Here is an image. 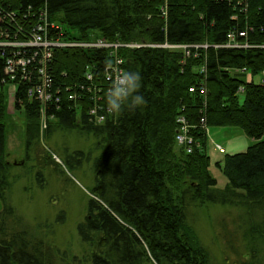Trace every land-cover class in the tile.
Returning <instances> with one entry per match:
<instances>
[{"label":"trees","instance_id":"1","mask_svg":"<svg viewBox=\"0 0 264 264\" xmlns=\"http://www.w3.org/2000/svg\"><path fill=\"white\" fill-rule=\"evenodd\" d=\"M0 6L18 18L4 25L22 34L42 27L45 12L49 22L60 26L64 40L134 45L118 48L116 55L123 72L140 73L145 106L125 107L119 114L108 110L112 83L105 69L115 61L110 50L57 48L48 73L60 101L47 108V127L40 128L36 102L26 103L22 111L27 147L52 124L79 128L94 138L98 154L91 193L97 200L89 201L77 228L91 247L86 264H213L187 224L188 209L204 204L249 210V224L240 229L247 255L236 262L264 264V84L231 72L245 68L252 77L260 75L264 51L221 47L233 27L247 31L250 44L264 42V0H0ZM28 12L34 18L25 22ZM164 45L206 48H189L186 56L183 48ZM3 63L0 59V72ZM200 85L205 97L189 91ZM5 105L0 93V264H49V248L28 234L10 205L9 170L16 165L6 160ZM179 115L193 126L191 153L174 141ZM202 115L207 128H238L257 141L214 163L227 180L223 189L209 173L208 138L198 124ZM41 153L34 151L41 165L54 162ZM230 245L229 251L238 255L240 250ZM221 264L229 261L224 258Z\"/></svg>","mask_w":264,"mask_h":264},{"label":"rangeland","instance_id":"2","mask_svg":"<svg viewBox=\"0 0 264 264\" xmlns=\"http://www.w3.org/2000/svg\"><path fill=\"white\" fill-rule=\"evenodd\" d=\"M237 77L250 80L248 73H239ZM260 79L258 75L253 81L260 83ZM22 115V112L9 115L6 121V160L16 163L9 170L10 205L23 219L22 226L28 234L49 248V264H86L91 247L81 240L77 228L84 221L87 205L93 198V159L98 154L94 150V138L79 128L65 130L52 124L48 133L40 132L39 140L27 147ZM207 138L209 173L216 179L217 188L223 189L227 180L214 166L223 155L214 149V144L222 146L226 154H233L245 151L253 141L242 130L232 127L209 128ZM36 149L47 158L50 155L54 162L48 159V165H41L34 154ZM250 216V211L239 205H194L188 209L187 224L213 264L223 263L224 258L229 264H237L238 260L244 261L243 254L247 255L240 229L249 224ZM232 243L240 250L238 255L229 251Z\"/></svg>","mask_w":264,"mask_h":264},{"label":"built area","instance_id":"3","mask_svg":"<svg viewBox=\"0 0 264 264\" xmlns=\"http://www.w3.org/2000/svg\"><path fill=\"white\" fill-rule=\"evenodd\" d=\"M28 19L24 16V21L29 22L34 18L30 12ZM43 26H37L31 33L10 30L9 23L18 19L14 12H5L0 6V59L5 56L0 79V93H3L5 99L6 111L10 115H20L25 110L26 103L36 102L40 115L41 130L47 127L50 117L47 115V108L50 105H57L60 101L59 89L53 90V80L48 73V66L51 62L53 50L57 48H96L108 49L114 55V64L106 67V80L113 83L115 76L123 72L120 68L121 60L117 58V49L120 47H133L134 45L110 43L102 39H96L92 42L67 41L62 38L60 26L49 22L45 12L40 14ZM233 36H229L232 38ZM233 39V38H232ZM165 48L175 49L183 48L177 45H164ZM206 48V46H202ZM87 78L90 80L91 75ZM264 82V81H262ZM25 86V90L23 88ZM68 90V89H67ZM191 93L197 92L203 94L205 87L203 85L189 88ZM71 100L74 96L69 97ZM94 113V112H92ZM98 122L102 117L97 118ZM184 122L183 120L181 121ZM179 132H184L188 124H181ZM177 134V135H178ZM177 142L191 144L190 139H181ZM220 150V149H219ZM221 151V150H220Z\"/></svg>","mask_w":264,"mask_h":264},{"label":"bare ground","instance_id":"4","mask_svg":"<svg viewBox=\"0 0 264 264\" xmlns=\"http://www.w3.org/2000/svg\"><path fill=\"white\" fill-rule=\"evenodd\" d=\"M232 19L233 20H236L234 17H232ZM247 33V31H244V32H242V31H240V30H238L236 27H233L231 30H229V32L227 33V35H226V43L225 44H223L221 47H224V48H227V49H234V50H248V49H257V50H263L264 51V42H262V43H260V44H258V45H255V44H250L249 42H248V34H246ZM229 36H233L232 38H229ZM137 47H140V45H137ZM183 47V50H184V53H185V55L186 56H189V54H190V50H189V48H194V49H198V48H200V47H202V46H199V45H185V46H182ZM194 54H196V53H194ZM193 56H196V55H193ZM1 60H5V56H2V58H1ZM232 73L234 72V73H248L249 74V77H250V80H252L253 81V78L254 77H252L251 76V74H250V72L247 70V69H245V68H243V69H237V70H234V71H231ZM2 74L0 73V79L2 78ZM258 76V75H257ZM256 77V76H255ZM260 83H263L264 84V82H262V81H264V70L261 72V74H260ZM23 88H24V90H25V86H23ZM240 93H242L243 92V88L242 87H240L239 88V90H238ZM202 97H205L206 96V89H205V92L203 93V94H200ZM204 102H205V100H204ZM204 102H203V104H204ZM204 110V109H203ZM184 121L183 123L181 122V121ZM176 123L178 124V131H177V134H178V132H179V129H181V127H182V125L181 124H188V128H187V130H185L184 132L182 131V132H180L178 135L176 134V136H175V139H174V141H175V144H176V146L178 147V148H182V149H184L187 153H191L192 152V145H194V139H193V137L191 136V134H190V132H191V129L193 128V126L192 125H190L188 122H187V120H186V118H185V116L184 115H179V116H177V118H176ZM198 124L203 128V130H204V133H206V137H207V135H208V129L209 128H207L206 127V123H205V118H204V115H202L200 118H199V120H198ZM180 136H182V138L183 139H185L186 140V138L187 139H190L191 140V144H184V143H182V142H177L176 140L178 139V137H180ZM181 138V139H182ZM262 140H264V137H263V139ZM261 139L259 140V141H262ZM257 141H255V140H253V143H252V145L253 144H255ZM215 146H214V149L215 150H217L218 151V153H220V154H222L223 156L226 154L225 153V150H224V148L222 147V146H220V145H218V144H214ZM221 151H220V150ZM233 154H235V153H233ZM229 155H231V154H229ZM223 158V157H222ZM220 160H222V159H220ZM219 161V160H218Z\"/></svg>","mask_w":264,"mask_h":264},{"label":"clouds","instance_id":"5","mask_svg":"<svg viewBox=\"0 0 264 264\" xmlns=\"http://www.w3.org/2000/svg\"><path fill=\"white\" fill-rule=\"evenodd\" d=\"M142 77L139 72H119L108 90L107 107L113 114H119L127 107L135 110L146 105V100L139 94Z\"/></svg>","mask_w":264,"mask_h":264},{"label":"water","instance_id":"6","mask_svg":"<svg viewBox=\"0 0 264 264\" xmlns=\"http://www.w3.org/2000/svg\"><path fill=\"white\" fill-rule=\"evenodd\" d=\"M13 164L15 165L16 163H15V162H13ZM20 164H22V162H20ZM92 197H93V196H92ZM93 199L97 200V199H96V198H94V197H93Z\"/></svg>","mask_w":264,"mask_h":264},{"label":"crops","instance_id":"7","mask_svg":"<svg viewBox=\"0 0 264 264\" xmlns=\"http://www.w3.org/2000/svg\"><path fill=\"white\" fill-rule=\"evenodd\" d=\"M253 141V140H252ZM219 145V144H218ZM231 154V153H230Z\"/></svg>","mask_w":264,"mask_h":264}]
</instances>
